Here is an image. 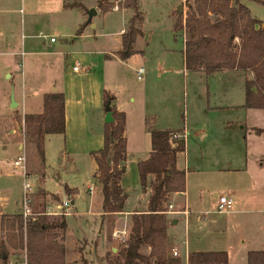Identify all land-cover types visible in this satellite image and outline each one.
<instances>
[{
  "label": "rangeland",
  "instance_id": "1",
  "mask_svg": "<svg viewBox=\"0 0 264 264\" xmlns=\"http://www.w3.org/2000/svg\"><path fill=\"white\" fill-rule=\"evenodd\" d=\"M67 1L80 7L61 9L62 0H0V220L2 216L21 212L25 204L23 171L13 163L17 157L24 155L26 159L25 169L30 173L28 178L31 184L30 193L34 194L39 186L44 187L40 177L34 173L38 169L37 163L33 162L38 161L37 155L33 145L24 140L23 123L20 120L23 112L18 111L22 109L24 112H39L40 95L30 93L48 90L54 81L59 85L63 58L59 55L31 54L29 51L38 48L48 50L50 38H54L57 41L56 46L65 44L64 50L70 52L72 58L78 59L79 63L84 65L80 59L84 50V35L103 33L106 34L105 38L112 39L115 32L126 22L124 14L119 12L124 9L122 7L124 0H108L110 10L118 11L106 12H102L93 0V7L100 11L83 29L81 37L73 40L78 23L83 21L82 16L89 8L84 6L81 0ZM138 1L143 12V28L148 33L147 67L151 74L143 75L142 80H137L129 66L132 62L124 64L121 70L136 104L144 82L151 80L150 83L157 89L156 111L162 121L166 123L168 120L169 124L187 128L186 165L194 169L188 176V193L191 201L200 202L201 208V213L199 217L197 216L199 219L196 216H189V226H185L182 218L175 217L180 214L178 211L183 210L184 204L172 207L176 212L170 213L169 216L178 220L174 227L176 235L173 239L174 246L180 252V240L183 244L186 241L188 250L221 249L228 244L235 249L239 234L245 236L255 225L256 218L259 215L264 217V168L258 164L260 158L264 161V133H246L244 127L248 124L263 127L264 110L253 108L244 111L234 107L219 110L218 115L201 114L202 107H206L207 104L211 106L243 104V77L237 73L217 78L183 73L180 54L182 39L173 37L170 19L176 0ZM177 3L182 13L173 10L172 15L176 17L175 19H182L193 0H179ZM244 4L252 16L264 22L262 4L251 0H244ZM126 11L130 17L135 13L130 8ZM138 13L141 16L140 11ZM91 24L95 27L92 28ZM175 34L182 36L181 32ZM134 59L138 61L137 58ZM23 94H26V97L22 108ZM148 94L151 98L150 89ZM11 100L19 105L10 107ZM224 120L229 123L224 124ZM239 120L241 123H237ZM64 145V136L49 135L45 141L44 157L47 173L45 186L49 191L59 192L63 188L61 184L65 181L70 182L72 177L80 189V195L76 197L74 203L80 215L65 216L68 225V230L64 232L67 247L66 263L105 264L106 254L115 253L122 243L112 236V232L125 228L127 236L130 216L127 219H118L109 227L103 228L102 236L97 235L99 215L82 214L87 212L89 207L83 187L91 181L88 165L90 158L88 159L87 155L78 157L77 167L80 170L68 173L69 162L63 159V165L59 163L61 159L59 152ZM232 191L235 193L231 210L224 213L216 212L218 197ZM65 196L70 195L64 192L63 197ZM34 200L32 207L39 208L40 200L38 197ZM96 201L95 196L89 207L92 211L98 208ZM93 238L94 240H88ZM101 243L103 245L100 246ZM111 248L117 249L113 251ZM235 255H239L238 248ZM24 261V250H10L8 257L10 264ZM181 262L183 263V260Z\"/></svg>",
  "mask_w": 264,
  "mask_h": 264
},
{
  "label": "trees",
  "instance_id": "2",
  "mask_svg": "<svg viewBox=\"0 0 264 264\" xmlns=\"http://www.w3.org/2000/svg\"><path fill=\"white\" fill-rule=\"evenodd\" d=\"M102 11H110L108 0H95ZM264 6V0H251ZM138 0H124V9L134 10L121 35V48L117 56L121 60L134 53V43L142 34V17L137 12ZM69 7H80L70 3ZM84 23L79 26L80 34ZM172 30L183 32L184 67L189 71H202L212 75L221 71L245 73L243 108L264 110V26L252 16L240 0H193L188 6L184 21L175 19ZM103 107L110 106L112 121L104 123L103 145L91 155L96 163L95 181L101 189V211L117 214L125 210L127 193L120 186L126 170L125 115L112 106L113 96L104 91ZM23 137L33 145L38 169L35 174L44 176V139L50 134H64V95L50 91L42 96V111L25 113ZM150 137L148 158L137 163L139 190L148 192L145 210L130 214L129 231L115 253L108 252L105 264H182L180 256H173V243L168 235L171 219L166 214L167 195L185 189V172L176 167L177 154L185 149V139L174 137V130L154 129L145 121ZM257 133L264 128L255 129ZM29 178L30 173L25 171ZM63 191L71 195L74 189L63 185ZM48 201H59L40 186L29 195L33 216L24 221L21 213L2 216L0 220L1 264H10V250L25 252L24 263L15 264H65L66 249L62 237L66 228L65 216L47 217L43 209ZM38 197L40 207H32ZM113 224L110 215L106 225ZM148 249V252L144 250ZM187 264H227V253L223 250L191 251ZM246 264H264V251L247 252Z\"/></svg>",
  "mask_w": 264,
  "mask_h": 264
},
{
  "label": "crops",
  "instance_id": "3",
  "mask_svg": "<svg viewBox=\"0 0 264 264\" xmlns=\"http://www.w3.org/2000/svg\"><path fill=\"white\" fill-rule=\"evenodd\" d=\"M81 1L84 4V6H86L87 8L95 9L93 7L94 6L93 0H90L91 2L88 0H81ZM178 1L179 0L175 1L176 6L172 9V11L177 10L179 13H182V9L181 11L178 10V7H180L177 3ZM240 2L244 4V0H240ZM66 3H68L67 0H62L60 5L61 9L67 10L72 8H78V7H69V6L66 7L64 6V4ZM88 10L86 11V13L84 12V15L82 16L83 21L78 23V28L81 24L84 23L83 29H85L86 25L90 24V22L92 21V17L94 15L89 19L87 15ZM95 11L97 14V12L100 10L95 9ZM110 11H118V10H110ZM137 11L138 12L140 11L142 17V22L140 24L141 27L140 29L142 34L137 37L134 43V53L125 60L119 59L116 53L121 48V35L126 29L127 22L130 18L128 13H126L127 12L126 9L119 10V12L124 14V18H126V22L124 26H122L121 28L118 29L117 32H115V34L112 36L113 37L112 39L105 38L104 35L106 34L103 33L96 34L94 32L91 34L84 35L85 37V39L83 40L84 50L81 53V57H80L81 61L84 62V65L80 64L78 59L72 58L70 52L64 50L65 44H57L56 46L55 45L57 42L56 40L50 41L48 50H41L38 48L36 50L29 51L32 52L31 54H49V56L59 55L62 56L63 58V68L61 69V78L59 85H56L55 84L56 82L54 81L50 84L48 90L36 91L30 93V95L33 94L40 95L41 109L39 110V112L42 111L43 94L50 91H59L62 92L64 95L65 131L64 134H60V135L64 136L65 145L60 150L61 152H59L61 157V159H59V163L63 165V159H65L66 162H69L68 173H74L80 170L77 167L78 157H80L81 155H87L88 159L90 158L88 165L90 170L89 175L91 176V181L83 187V192L87 194L89 207H91L90 203H92L94 197L96 196V200H97L96 202L98 203V208L96 211H92L88 207L87 212H82V214L96 213L99 215V219H98L99 222L97 229L98 236L103 235L102 231L103 228H106L107 226L106 220L108 215H110L113 222H117L118 219L120 218L127 219L131 213L141 212L146 208L148 192H141L138 189L139 178L137 172L138 161L148 158L150 153V137L146 129L145 121L148 120L151 126L154 129H158V130H174L184 135L187 130L185 126L178 127L175 124H169L168 120L166 121V123L162 121L160 114L158 113V111H156L157 110L156 102L158 95L157 89L155 86L152 85V83H150L151 80L144 82L141 93H139V99L137 104L135 97L133 96V93L130 92L129 87L127 86L126 77L124 76L123 71L121 70V67H123L124 64L132 62L129 66L133 69L135 75L137 68L139 67L144 68V72L141 75V78L137 79L136 77L137 80H142L143 75L151 74V71L147 67V64L149 62V57L146 53V46L148 44V33L143 28V12L139 7V1L137 4ZM172 11L170 14V19L173 25L176 17H173ZM185 16H186V11L183 14L182 22L184 21ZM91 26L92 28L95 27L94 24H91ZM82 32L80 34L76 32L74 34L75 36L73 37V40H78L81 37ZM181 33L182 36L176 35L175 32L172 30V34L175 39L180 37L182 39V48L180 49V54L182 56L183 73L186 74L194 73L198 75H205L202 71H189L185 69L184 55H183L185 35L183 32ZM139 43L141 46L139 45ZM134 58H137L138 61H135L136 59ZM76 63L78 64V70L73 71L72 66H74ZM230 73L232 74L237 73L238 75L243 77L244 81L246 77L248 78V76L245 73L237 72V71H221L214 73L212 75H205V76L217 78V77H221L222 75H227ZM149 89L151 90L152 93L151 98L149 97L148 94ZM104 91L108 92L110 95L113 96L112 106H114L117 111L123 112L125 115L124 135L126 138V170L120 180V186L123 189V191L127 193L128 196L125 203V210L117 214H106L101 211V202H102L101 189L95 181L97 166L93 156L91 155L93 151L100 149L103 145V126L105 123L104 122L105 112L103 110L102 94ZM25 95L26 94H23V100L21 99L22 108L24 105L23 103L25 102L24 101L26 97ZM151 99L153 101H151ZM16 105L18 106L19 104L16 103ZM234 107L235 108L238 107V109L244 111H247L248 109H253V108H243L242 104L236 106H211L207 104L206 107H202L201 114H203L204 116H208L209 114L218 115V113L220 112L219 110H223L224 108L231 109ZM21 111L23 112V115L25 113H39V112H31V111L24 112L22 109H20L18 112ZM239 122L240 120L237 121V123ZM223 123L228 124L229 121L224 120ZM244 127L246 133H254V134H259L256 132L255 129L264 128V126L258 127V126H252L250 124L244 125ZM48 136L49 135L45 136L44 147H45V141ZM184 141L186 147V140ZM18 148H20V145ZM185 150L186 149H184L183 152L178 153L176 157V167L179 170H183L185 172V189L182 192L169 193L167 195L166 208L168 204H171L172 206L175 205L180 206L184 204V207L188 211L187 216H184V214L180 213L177 214L175 217L177 219L182 218L184 220L185 226L186 225L189 226L188 217L189 216L199 217L201 213V208H200V202H198L197 200L191 201L188 193L189 192L188 176L191 171L192 172L194 171V169L186 165L187 159H186ZM44 156H45V151H44ZM181 158L183 161L181 160ZM260 159L258 161V164L259 166L264 168L263 158ZM46 176L47 173L45 172L44 169V176L41 179L44 184L43 189L50 194L55 193L62 196L60 197L61 199L64 198L63 188L59 192H51L46 188L45 186L47 179ZM72 179H74V177L71 178L70 182L65 181L64 183H62L61 186L63 187V185H66L68 188L74 189V192L69 197L68 196L65 197H68L71 200L72 211L76 213L75 215H80L79 213H77V210L74 207L75 199L80 195V189ZM234 193H235L234 191L230 192L232 197ZM48 199L49 197L47 196L46 204L50 202L48 201ZM167 216L169 219H171L169 214H167ZM176 218L171 219V225L167 229L168 235L172 243H173V239L176 238V235L174 233L175 232L174 227L178 221ZM254 224L255 225L253 226L251 231L248 232L245 236L239 234L236 245L232 244L234 245V247L238 248L239 257L235 255L236 248L232 249L231 246H229L230 244H228V246L224 248L212 249V250L225 251L227 253V264H246V257L248 251L251 250L264 251V217H261L259 215L256 218ZM67 230H68V225L66 221V228L64 232H66ZM60 236L62 237V242L67 252L66 240H65L66 238L64 233L60 234ZM88 240H94V238ZM108 241L110 242V238H108ZM179 243H180L179 244L180 252L179 251L178 252L183 260L182 264H187L188 252L208 251L199 248L195 250H188L186 246L187 245L186 241H184L183 244L179 240ZM101 245L103 244L101 243L100 246ZM173 247H175L174 243H173ZM98 249L99 248H96V250ZM111 249L114 251L117 248H111ZM144 251L148 252V249H145ZM66 259H67V254L65 253V264H67Z\"/></svg>",
  "mask_w": 264,
  "mask_h": 264
},
{
  "label": "built area",
  "instance_id": "4",
  "mask_svg": "<svg viewBox=\"0 0 264 264\" xmlns=\"http://www.w3.org/2000/svg\"><path fill=\"white\" fill-rule=\"evenodd\" d=\"M50 41H54V38H50ZM72 70L73 71L78 70V64L77 63L74 66H72ZM143 72H144L143 67L137 68V70H136L137 79L141 78V75L143 74ZM181 134L174 135V137H179V138L185 139V135L184 134L181 135ZM25 160L26 159L23 155L21 157H17L13 162L15 166L21 167L22 171H23L24 190H25V204H24V207L20 213H21L24 221L27 220L28 218H32V216H33L32 208L29 206L28 196H29V193L31 191V184H30L28 177L25 175V171H26ZM232 206H233L232 195L231 194L221 195L218 197V200H217L216 206H215V210L218 213H224V212L231 210ZM172 207L173 206L171 204H168L166 211H165L166 214H170V213L172 214V213L176 212V211L172 210ZM178 213H182V214H184V216H187L188 211L184 207L183 210L178 211ZM43 214L46 215L47 217H58V216L75 215L76 213L74 211H72L71 200L68 197H64L62 199H59V201H51V202L47 203L44 206ZM112 236L115 238H118L120 240V242H123L127 237L125 228L122 230H114L112 232ZM171 253L173 256H177V257L180 256L176 247L172 248Z\"/></svg>",
  "mask_w": 264,
  "mask_h": 264
},
{
  "label": "water",
  "instance_id": "5",
  "mask_svg": "<svg viewBox=\"0 0 264 264\" xmlns=\"http://www.w3.org/2000/svg\"><path fill=\"white\" fill-rule=\"evenodd\" d=\"M178 10L181 11V7H178ZM96 14L95 9H89L87 12L88 18L90 19L93 15ZM262 25H264V22L262 23ZM16 106V102H14L13 100H11V105L10 107H14ZM104 112H105V116H104V122L105 123H109L112 121V117H111V112H110V106L109 104H106L104 107Z\"/></svg>",
  "mask_w": 264,
  "mask_h": 264
}]
</instances>
